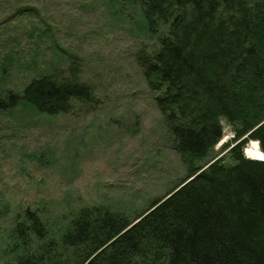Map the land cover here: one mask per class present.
Returning a JSON list of instances; mask_svg holds the SVG:
<instances>
[{
	"label": "trees",
	"instance_id": "16d2710c",
	"mask_svg": "<svg viewBox=\"0 0 264 264\" xmlns=\"http://www.w3.org/2000/svg\"><path fill=\"white\" fill-rule=\"evenodd\" d=\"M132 1L158 41L137 61L187 176L134 218L82 208L59 237L28 209L17 264H264V159L243 153L256 140L264 154V0ZM92 97L77 73H44L0 92V112L56 116ZM223 118L230 163L215 151Z\"/></svg>",
	"mask_w": 264,
	"mask_h": 264
},
{
	"label": "rangeland",
	"instance_id": "374dc122",
	"mask_svg": "<svg viewBox=\"0 0 264 264\" xmlns=\"http://www.w3.org/2000/svg\"><path fill=\"white\" fill-rule=\"evenodd\" d=\"M157 42L132 0H0V92L73 72L93 90L91 101L56 116L0 112V264L23 254L16 226L28 209L59 237L82 208L134 218L185 179L158 93L137 61ZM222 124L215 151L230 163L222 147L234 129ZM253 146L243 153L256 159Z\"/></svg>",
	"mask_w": 264,
	"mask_h": 264
},
{
	"label": "bare ground",
	"instance_id": "6f19581e",
	"mask_svg": "<svg viewBox=\"0 0 264 264\" xmlns=\"http://www.w3.org/2000/svg\"><path fill=\"white\" fill-rule=\"evenodd\" d=\"M251 142L254 144L253 147L251 148H247V152L251 157H255L256 159H263L264 158V154L261 150V148L259 147V142L256 140H251Z\"/></svg>",
	"mask_w": 264,
	"mask_h": 264
}]
</instances>
